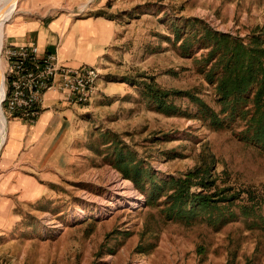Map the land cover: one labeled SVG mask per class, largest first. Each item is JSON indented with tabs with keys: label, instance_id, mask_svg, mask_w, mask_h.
<instances>
[{
	"label": "rangeland",
	"instance_id": "374dc122",
	"mask_svg": "<svg viewBox=\"0 0 264 264\" xmlns=\"http://www.w3.org/2000/svg\"><path fill=\"white\" fill-rule=\"evenodd\" d=\"M42 17L93 23L102 55L88 66L101 73L99 90L85 104L56 92L36 120L19 118L31 132L45 112L53 115L41 139L24 148L35 162L18 166L27 186L12 189L0 168V264H264V228L251 227L252 219L218 229L169 221L159 203L147 205L115 158L127 148L165 180L214 156L221 187H264L263 149L197 118L190 98L173 96L176 111L165 112L143 90L155 82L191 92L219 112L201 72L208 50L196 43L185 56L176 29L189 31V20L200 19L248 40L264 33V0H19L4 47L12 29ZM1 68L5 76L3 57ZM2 107L9 134L14 117ZM125 180L136 193L132 200Z\"/></svg>",
	"mask_w": 264,
	"mask_h": 264
},
{
	"label": "trees",
	"instance_id": "16d2710c",
	"mask_svg": "<svg viewBox=\"0 0 264 264\" xmlns=\"http://www.w3.org/2000/svg\"><path fill=\"white\" fill-rule=\"evenodd\" d=\"M189 24V31L176 29L178 39L184 38L180 48L185 56L191 55L190 48L196 43L208 50L203 54L201 72L214 88L219 112L197 94L166 91L155 82L145 83V97L165 112L176 111L170 101L173 96L190 98L198 106L197 118L215 130H230L240 141L264 150V33L244 40L217 32L200 19L189 20ZM115 158L123 176L146 196L147 205L159 203L169 221L189 226L207 223L218 229L243 218L253 220L251 227L264 228V216L259 214L264 207V187H221L214 156L180 177L165 180L137 161L138 155L127 148L116 150Z\"/></svg>",
	"mask_w": 264,
	"mask_h": 264
},
{
	"label": "crops",
	"instance_id": "0c3cea01",
	"mask_svg": "<svg viewBox=\"0 0 264 264\" xmlns=\"http://www.w3.org/2000/svg\"><path fill=\"white\" fill-rule=\"evenodd\" d=\"M98 30L92 22L68 21L65 17H42L39 20L24 22L11 30L8 36L9 45L36 44L42 53L58 52L62 60L73 67L96 64L102 55L100 42L97 38ZM10 40V41H9ZM58 94L46 95L48 109L56 102ZM48 104V105H47ZM52 113L47 111L42 115L36 127L29 132L27 125L21 119L14 117L9 128V136L1 155V166L4 170L7 184L12 189H22L27 186V178L20 174L18 166L27 167L35 163L30 160L32 153L24 150L25 146L37 142L42 137L43 131L53 119ZM21 120V121H20Z\"/></svg>",
	"mask_w": 264,
	"mask_h": 264
},
{
	"label": "built area",
	"instance_id": "2783aa9c",
	"mask_svg": "<svg viewBox=\"0 0 264 264\" xmlns=\"http://www.w3.org/2000/svg\"><path fill=\"white\" fill-rule=\"evenodd\" d=\"M3 105L10 117L34 121L49 92H58L67 101L85 104L98 93L101 73L84 65L66 64L58 52L42 53L36 44L6 45Z\"/></svg>",
	"mask_w": 264,
	"mask_h": 264
},
{
	"label": "bare ground",
	"instance_id": "6f19581e",
	"mask_svg": "<svg viewBox=\"0 0 264 264\" xmlns=\"http://www.w3.org/2000/svg\"><path fill=\"white\" fill-rule=\"evenodd\" d=\"M18 3L19 0H0V154L9 136L7 132L9 120L4 114L2 107L3 106L2 101L5 95V76L1 68V58H2V51L5 45L6 35H7L6 25L14 18L18 9ZM123 183L126 186H128V189L124 192L126 197L128 199L133 198L136 193L134 192V189L131 187V182L125 180L123 181ZM137 201L138 203H134L133 206L137 207L139 205V201H141L139 196H137Z\"/></svg>",
	"mask_w": 264,
	"mask_h": 264
}]
</instances>
